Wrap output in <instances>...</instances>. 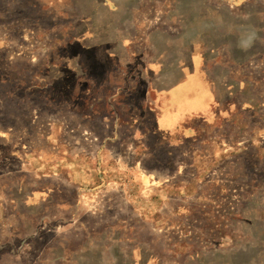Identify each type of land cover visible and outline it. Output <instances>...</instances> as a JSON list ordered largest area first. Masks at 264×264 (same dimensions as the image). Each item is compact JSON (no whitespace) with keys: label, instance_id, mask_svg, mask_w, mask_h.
Here are the masks:
<instances>
[{"label":"rangeland","instance_id":"1","mask_svg":"<svg viewBox=\"0 0 264 264\" xmlns=\"http://www.w3.org/2000/svg\"><path fill=\"white\" fill-rule=\"evenodd\" d=\"M184 26L231 94L169 146ZM0 264H264V0H0Z\"/></svg>","mask_w":264,"mask_h":264},{"label":"crops","instance_id":"2","mask_svg":"<svg viewBox=\"0 0 264 264\" xmlns=\"http://www.w3.org/2000/svg\"><path fill=\"white\" fill-rule=\"evenodd\" d=\"M187 29L189 28L184 26L182 37H178L182 42L181 47L177 37L168 38L165 44L154 43L155 49L171 50L170 54L167 51L166 56L162 55L164 60L160 62L155 55V59H149L143 65L136 64L134 67L137 68V84L149 82L151 85L150 90L146 92L148 98L152 92H155V95L161 93L155 104L160 102V99L166 103L164 107L157 105L156 111H153L151 106L149 110L150 113L156 114L155 122H159L160 130L174 131V137L165 142L169 146L181 145L184 140L195 141L196 131L206 124H211L207 119L213 120L227 109L219 105L214 107L219 97L222 98L225 92L226 98L231 94L227 93L230 88L226 91L220 89L221 94L216 89V83L222 81V78L218 77L216 80L215 68L210 66H218L219 63L215 59L209 63L203 47L191 45L194 40L190 41ZM189 81L194 83L186 90L184 88L188 86ZM194 120L201 122L194 123Z\"/></svg>","mask_w":264,"mask_h":264}]
</instances>
